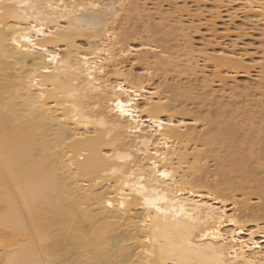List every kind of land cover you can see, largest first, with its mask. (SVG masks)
<instances>
[{"label": "bare ground", "instance_id": "obj_1", "mask_svg": "<svg viewBox=\"0 0 264 264\" xmlns=\"http://www.w3.org/2000/svg\"><path fill=\"white\" fill-rule=\"evenodd\" d=\"M233 1L264 21V0L218 4ZM182 8H166L165 0H3L0 264H264V191L253 197L249 182H214L205 172L218 148L232 152L230 163L217 155L230 171L249 167V154L251 166L260 161L264 118L256 116L264 101L255 98L254 109L253 86L237 76L250 82L257 70L254 91L261 93L264 55L258 60L238 42L220 45L218 7L207 26L211 39L196 45L197 15ZM159 32L175 47L155 42ZM161 70L164 81L155 84ZM169 71L220 86L219 96L211 93L214 113L230 124L229 137L219 139L199 115L178 112L168 93L179 97L187 85L180 78L164 88ZM237 129L246 136L236 139ZM156 197L163 212L145 204Z\"/></svg>", "mask_w": 264, "mask_h": 264}, {"label": "rangeland", "instance_id": "obj_2", "mask_svg": "<svg viewBox=\"0 0 264 264\" xmlns=\"http://www.w3.org/2000/svg\"><path fill=\"white\" fill-rule=\"evenodd\" d=\"M160 2L161 0H151V2ZM179 1V2H178ZM187 1V2H186ZM186 1H183V0H165V6H166V8H170V7H172L173 8V6L175 7V6H178V7H180V8H182V7H184V8H189V13L191 12V15L193 16V14L196 16L197 15V18H196V20H195V17H193L192 19L195 21L194 23L193 22H190L191 20H190V15H185V16H188V20L186 19V17H185V22L186 23H188V21H189V23H193V28H194V31H195V28H197L196 29V31L194 32L193 31V28H191V31H190V35L192 36V38H195L194 39V43L196 44V45H198V46H200V45H202L201 43L203 42V39H204V42H206V40L208 41V35H209V39H211V36H210V32L208 33L207 31L209 30V28L210 27H212L211 25H212V20L214 19V17L216 16V11H217V9L219 10V12H218V14H219V16L217 17H215V19H214V22H213V24H217L216 25V29H217V37H218V41H220V42H223V43H220V45L221 46H223L224 47V45H226V47L227 46H229V45H231V44H233V43H236V42H238L237 43V46H238V48H239V50L241 49H243V48H247L250 52L252 51L253 53L255 52V55L257 54V57H255V55H254V57L257 59L258 58V60L260 59L259 57H261L262 56V54L264 55V53H263V49H264V38L263 37H261V35H262V33H261V31L264 29V21H259L258 20V18H256L255 16H254V18H253V16H252V14H246V13H244V11L242 10V8L240 9V5H239V1H233L235 4H233V2H231V4L229 5L228 4V7H229V9L227 10V8L226 7H221V6H225V3L227 4V0H225L226 2L224 3V2H222L221 3V0H202V3L204 2V4H202V6L200 5V7L202 8V9H199L200 7H197V4L198 3H196L198 0H186ZM217 1H220V2H217ZM168 2V3H167ZM199 2H201V1H199ZM237 2V3H236ZM221 5H219V4ZM169 4H170V6H169ZM178 4V5H177ZM196 4V5H195ZM200 4V3H199ZM206 4V5H205ZM172 5V6H171ZM205 5V6H204ZM215 6V7H213V6ZM186 6V7H185ZM233 6V7H232ZM218 7V8H217ZM191 8V9H190ZM217 8V9H216ZM220 8V9H219ZM223 8V9H222ZM183 9V8H182ZM204 9V13H203V16L201 15V18H203L205 15H206V17H204L203 19H201V20H199V21H197L198 20V16H199V11L200 10H203ZM187 10V9H186ZM236 10H238V11H236ZM206 11H207V13H206ZM215 11V12H214ZM228 11H231V12H234V13H236V16H235V18H234V20L233 19H230L229 18V15H230V13L228 12ZM194 12H198L197 14L196 13H194ZM203 12V11H202ZM202 12H201V14H202ZM240 12V13H239ZM186 14H187V12H185ZM184 13V14H185ZM210 13H211V15H215L214 17H212L213 19H211V22H210V18H211V15H210ZM229 13V14H228ZM247 15V16H246ZM238 16V17H237ZM190 17V18H189ZM210 17V18H209ZM209 18V20H207ZM217 18V19H216ZM229 18V19H228ZM206 19V20H205ZM258 20V21H257ZM204 21V22H203ZM206 21V22H205ZM207 21H209L210 22V24L208 23V25H207ZM141 22V21H140ZM199 22V23H198ZM258 22V23H257ZM195 23H197V24H195ZM140 24V25H139ZM195 24V25H194ZM255 24V25H254ZM258 24H259V27H258ZM137 25V24H136ZM139 25V26H138ZM138 25L136 26L137 28H141L142 27V23H139L138 22ZM197 25V26H196ZM230 26V28L231 29H233V30H231L230 32H232V33H230V32H227V33H230L231 35H227V36H225V33L226 32H224V30H226V29H224L226 26ZM198 26H199V28H198ZM209 28H208V27ZM214 26V25H213ZM233 26V27H232ZM136 28V29H137ZM213 28H215V27H213ZM263 28V29H262ZM240 31H239V30ZM139 30V29H138ZM238 30V31H237ZM260 30V31H259ZM199 31V32H198ZM220 31V32H219ZM223 32V33H222ZM160 34V35H159ZM220 34V35H219ZM163 35V33L162 32H159L158 34H154L153 35V37H152V39H154L155 40V42H157V43H159V44H161L162 46H166V47H175V45H176V40L175 39H173V41H171L172 40V38H171V36H167V38ZM219 36H220V38H219ZM169 37V38H168ZM205 37V38H204ZM224 39H223V38ZM157 38V39H156ZM163 38V39H162ZM167 39V40H166ZM206 39V40H205ZM213 39V38H212ZM220 39V40H219ZM263 39V40H262ZM168 41H169V43H168ZM196 41V42H195ZM234 41V42H233ZM164 44H166V45H164ZM176 42V43H175ZM203 42V43H204ZM232 42V43H231ZM224 44V45H223ZM220 45H217V46H220ZM232 47V45L231 46H229V49ZM219 48V47H218ZM228 48V47H227ZM237 48V49H238ZM258 50V51H257ZM263 50V51H262ZM262 51V52H261ZM251 52V53H252ZM261 53V54H260ZM259 54H260V56H259ZM134 70H135V72H139V71H141L142 70V65L141 64H135V66H134ZM159 72V71H158ZM163 71L161 70L160 72H159V74H156L155 76H154V82H155V84L156 83H158V81L159 80H161V81H164L163 80V78H164V76H165V73L163 72ZM169 72H170V74H169ZM167 74V78H168V83H166V85L164 86V88H170L171 86V84H172V87H173V85H175L176 83V81L179 79L180 80V78H181V81H183V82H185L184 83V86L186 87V85H187V88H186V91L185 92H183V94L181 95V96H176V94H175V91L173 92V91H171V92H169L168 93V97H170L171 99L170 100H172V103L174 102V103H176V104H178V112H180V113H184V114H186V118L187 119H191L192 117H194L195 115H199V116H201L203 119H205V121L207 122V120H208V124L206 125V128L207 129H209V130H211V131H214L213 133L214 134H216V135H218V137H219V139H222V138H227V136L229 137L230 136V133H229V135L226 133L227 132V128H231V126H230V124H228V125H226L227 123H223V122H221V118L223 117V116H220V114H219V116L221 117V118H219L218 119V117L219 116H217V114H216V106H215V103L216 102H214V100L216 101V97H214V95L215 94H217V96H219V94L221 93V89H220V86L219 85H217V84H213V87H205L204 88V86L202 87L200 84L202 83V82H200L201 80H197L194 76H193V80H195V82L194 81H192L193 83H194V85H196L195 87H197L196 89L194 88V90H193V92H191L190 94H189V90L191 91L192 89H190V87H188L189 85H191V86H193V83L192 82H190L191 81V79H189L190 78V76L189 75H187L188 73H185L187 76H189V78L187 77V76H184V73H183V76L182 75H180V76H177L176 75V73H172V71H169ZM256 72H257V70H252V76H251V80H253L252 81V83H251V80H250V82H249V79L247 78V77H245V76H237V83L238 84H240V85H243V84H247V83H250V86H253V87H251L252 88V94L254 95L253 97H249V99H251V98H253V100H252V103H250V104H252L251 106H253V108L254 109H256V105H257V103H255V102H257L258 100H257V98L259 99L260 98V100L262 99L263 101H264V95L262 94V93H264V88H263V90H261L262 92L261 93H259L258 91H254L255 90V86L256 85H254V79L253 78H255L256 79ZM255 73V74H254ZM174 74V75H173ZM160 75V76H159ZM183 77V78H182ZM253 77V78H252ZM172 78H175V79H172ZM195 78V79H194ZM177 79V80H176ZM187 79H189L190 81H188ZM172 80V81H171ZM178 80V82L179 83H181V81H179ZM198 81V82H197ZM160 82V81H159ZM175 84H174V83ZM177 82V83H178ZM182 82V83H183ZM181 83V84H182ZM189 83V84H188ZM230 84V83H229ZM253 84V85H252ZM201 86V87H200ZM194 87V86H193ZM189 88V90L187 91V89ZM202 88H204V89H202ZM207 88V89H206ZM212 88V89H211ZM254 88V89H253ZM167 90V89H166ZM196 90V91H195ZM213 90L215 91V90H217L216 92H213ZM240 90V89H239ZM242 90V89H241ZM212 91V92H211ZM227 92H229V90L227 91ZM226 92V94H228ZM171 93V94H170ZM184 93H186V94H188L189 96L187 97V95L186 94H184ZM192 93H193V95H192ZM211 93L213 94V93H215L213 96L211 95ZM260 94V95H259ZM190 96H192V97H190ZM216 96V95H215ZM259 96V97H258ZM198 98V99H197ZM210 98V99H209ZM211 98H212V100H211ZM256 98V100L254 101V99ZM186 101H185V100ZM235 101L236 100H239V102L238 101H236V102H238V104H240L241 106H243L242 105V100H240V99H243V97H237V98H233ZM178 100V101H177ZM206 101V102H205ZM241 101V102H240ZM251 101V100H250ZM203 102V103H202ZM214 102V103H213ZM204 104V105H203ZM213 104V105H212ZM250 106V105H249ZM249 107V109H251L252 107ZM248 107V106H247ZM257 107L259 108V110H258V108H257V110H258V114H259V112L261 113V115L259 114V119H258V116H256L257 118H256V121H258V120H260V118L262 117V119L264 118V115H262L264 112V106H262V108H263V111H260V110H262V108L261 107H259L258 105H257ZM180 108V109H179ZM182 108V109H181ZM214 108H216L215 109V113H214ZM245 108V107H244ZM211 109V110H210ZM185 110H186V112H185ZM208 110V111H207ZM213 110V111H212ZM189 114H188V113ZM209 112L211 113V114H209ZM204 114V115H203ZM223 114V113H222ZM221 114V115H222ZM206 117V118H205ZM223 120V119H222ZM264 120V119H263ZM223 121H225V120H223ZM223 125L225 126H228V127H224V128H222L221 129V126L223 127ZM233 125V124H232ZM263 125H264V122H263ZM226 128V129H225ZM220 129L222 130V132H224L223 130H225V133H221V131H220ZM241 131V130H240ZM236 132V131H235ZM234 133V132H233ZM237 135V137H235L236 139L237 138H239V136H241L242 138H243V136L245 135L242 131L239 133V130L237 129V132L236 133H234V135ZM263 135H264V132L262 133ZM261 134V136L263 137V139H264V136ZM239 135V136H238ZM246 136V135H245ZM252 139V138H251ZM251 141V140H250ZM251 142H253V140L251 141ZM258 144V143H257ZM260 144V143H259ZM259 145H256L255 146V148H256V151L257 150H259L260 148H257ZM217 148L219 147V145L218 146H216ZM261 147V146H260ZM264 149V148H263ZM220 150H221V148H220ZM219 150V148H218V150L217 149H215V152L214 151H212V152H210L211 153V155L212 156H210V160H209V162H208V167L206 166V168H205V172L207 173V171H209L208 172V174H207V177L211 180V181H214V182H217L216 180L218 179V182H221V180L223 181L224 179L225 180H229V179H232V181L235 179V180H237V182H236V184L237 183H239L240 181H241V183H239V184H242V183H244L245 182V184H247V182H249L248 183V186H250V187H248L247 185V187L249 188L248 189V191L250 190V191H252V192H250L249 194H251V195H253V197H255V193L254 192H257L256 194H258L259 195V193H261V192H263L264 191V165L263 166H261V167H259L258 166V163L259 162H261V161H263V163H264V150L263 151H261L260 152V150H259V153H258V155H260L259 157H260V161L259 162H255V164H254V166H251V165H253L252 163H254V161H252V159H250L251 157L248 155V152H247V154H245V155H248V157H249V159L252 161H250L249 159H248V161L250 162L249 163V165L251 166H247V168H250L249 170H251V171H249L246 167V169H244V167H243V170L241 169V168H238L239 170L237 171V169H234V170H236V171H234L233 169L230 171V169H231V167H229L230 165L228 164L227 165V163H225L226 165L224 166V163H222V159H223V161L224 160H226V159H229V157L228 156H230L231 154H232V152L230 151V153L229 152H227V150L225 151H222V152H219L220 151ZM233 151V150H232ZM242 150H240V151H237V152H241ZM218 152H219V154L221 153L222 155H220V159H219V156H218V159H217V155H219L218 154ZM244 152V151H243ZM246 152H244V153H246ZM210 153H209V155H210ZM244 153H242L243 155H244ZM230 154V155H229ZM238 154V153H237ZM241 153H240V156L239 157H241V156H243ZM257 155V154H256ZM255 155V156H256ZM221 156H222V159H221ZM238 156V155H237ZM254 156V157H255ZM232 157V156H231ZM212 158V159H211ZM257 157H255V159H256ZM231 159V158H230ZM229 159V160H230ZM254 159V160H255ZM229 160L227 161H225V162H228V163H230L229 162ZM258 159H256L255 161H257ZM215 161V162H214ZM218 161V162H217ZM223 164V166H222V164ZM257 168H256V167ZM254 168L253 169V171H252V169L251 168ZM213 168V169H212ZM206 169H207V171H206ZM244 170H248L247 172L246 171H244ZM242 171V172H241ZM258 171V172H257ZM212 172V173H211ZM245 172V173H244ZM256 176V177H255ZM230 177V178H229ZM260 177V178H259ZM216 178V179H215ZM213 179V180H212ZM243 179H244V181H243ZM249 181H248V180ZM258 179V180H257ZM240 180V181H239ZM246 180V181H245ZM231 181V180H230ZM243 181V182H242ZM251 181V182H250ZM256 181H258V182H256ZM238 185V184H237ZM251 188V189H250ZM254 201V200H253ZM256 201V200H255Z\"/></svg>", "mask_w": 264, "mask_h": 264}, {"label": "snow or ice", "instance_id": "obj_3", "mask_svg": "<svg viewBox=\"0 0 264 264\" xmlns=\"http://www.w3.org/2000/svg\"><path fill=\"white\" fill-rule=\"evenodd\" d=\"M2 4H3V0H0V5H2ZM53 59H55V57H53ZM117 107L120 109L121 112H124L125 111L124 104L123 103H120L119 101L117 102ZM160 175L161 176H167L168 173L161 172ZM145 204H147L150 208H155L156 212H158V213L164 211L163 207L158 206V204H159V197H156V198L151 199V200H149V199L146 198L145 199ZM209 234L210 233H205V235H209ZM189 243H190V241H189Z\"/></svg>", "mask_w": 264, "mask_h": 264}]
</instances>
